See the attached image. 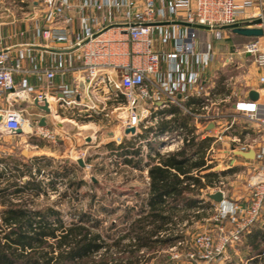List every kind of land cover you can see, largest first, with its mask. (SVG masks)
<instances>
[{
  "label": "built area",
  "instance_id": "built-area-1",
  "mask_svg": "<svg viewBox=\"0 0 264 264\" xmlns=\"http://www.w3.org/2000/svg\"><path fill=\"white\" fill-rule=\"evenodd\" d=\"M158 1L143 0L142 5L137 9L134 0H106V2L85 0L79 6L73 4L72 0H41L44 4L43 14L46 26L39 27L38 30L46 44L63 41L79 46L80 57L90 74L89 84L93 81L95 83L99 64L105 61L113 63L115 55L125 54L122 48L125 40L123 38L115 39L112 35L102 37L101 34H96L92 26L94 19L90 14L81 18L83 30L74 43L65 32H61V27L56 24L72 22L74 17L68 13L75 9L82 12L86 7L95 9H103L105 6L126 8L125 23L127 25L122 27V30L126 33L128 40L136 45L135 54H143L147 56V59L138 65H123L124 70L119 81L109 78L111 87L108 98L118 104H121V96L126 99V103L121 105L123 109L117 110L118 128L123 131L134 128L135 132L128 133L127 137H134L138 146L146 153L151 154L153 159H156L159 154L163 155L182 149L193 137L212 139L207 150L206 160L208 163L213 161L208 157L214 158L217 151L215 146L223 141V137L231 143L230 150L224 151L230 155L235 156V151L249 152L253 150L255 152L254 159L245 158L244 160L257 163L254 168L255 172L247 183L245 197L230 206L222 205V201L218 203L215 215V221L219 224L218 235L211 231H203L192 239V245L188 248H186L187 240L182 238V235L175 244L168 247L172 259L181 260L185 257L188 264H196L194 261L199 258L212 261L223 257L231 245L240 242L263 220L264 35L252 38L243 44L234 43L232 51L224 58L223 67L235 70L245 67V63L248 61L252 65L255 64L258 67V81L261 85L258 90L259 97L256 100L243 97L236 92L226 96L223 101L232 102L226 109L220 108L215 96L203 89L199 71L189 70L185 57H196V63L202 64L204 67L208 63L209 49L205 52V59L202 61L198 60L200 54L195 51L196 26L209 28L215 32L218 39L224 38L223 27L227 25L252 26L256 19H261L262 23L255 26L264 29V0H252L249 5L252 9L249 13L245 11V18L240 17L239 12L242 10H238L239 5L236 0H175V4L172 5L173 11L179 7L183 8L185 21L191 27L186 36L177 38L174 50L167 54L168 58L180 60L179 65L173 71V77L169 73L158 75L159 78L156 79L160 55L151 50L152 33L154 29L158 28L156 18L159 9L164 6L159 8ZM27 56L32 57L29 53ZM11 59L9 50H0V141L5 135H14L13 131L22 130L29 124L25 111L17 106V103L26 95L25 89L17 88L14 80L15 73L21 68V60L13 62ZM60 66L56 68L58 69ZM45 76L50 80L55 76V73L47 70ZM151 76L155 77L157 82L151 80ZM227 80L231 85L234 82V77L230 75ZM150 83L152 86L154 85V93H151ZM190 90L198 97L199 102L187 106L179 100L178 94H184ZM27 93L31 94L30 97L27 95V99L33 103L37 101L41 105L47 103L52 112L53 102L45 91L35 93L34 89L27 87ZM144 101H149V104L143 106L142 102ZM67 103L71 104L72 102ZM173 107H177L186 117L192 119L193 125L188 120L189 123L186 126H177L174 129L162 127L164 123L176 118V115L167 112ZM235 113L242 114L246 118V125L235 126V120L232 119ZM236 130L238 132H235ZM34 135L50 142H56L58 136L47 126L40 125L36 127ZM171 146L172 149L166 152L162 151ZM236 157L231 161H237ZM84 158V154L78 156V160L84 161ZM194 173L196 174V171ZM223 184L224 182L220 181L213 186H208L201 190L200 195L205 197L211 191H222L224 196ZM190 185L195 187L194 183ZM194 212L199 213V210ZM226 221L232 224V228L229 230L223 226ZM184 225L179 222L174 229L162 232L161 237L183 234ZM180 247L186 249L184 255L180 254Z\"/></svg>",
  "mask_w": 264,
  "mask_h": 264
},
{
  "label": "crops",
  "instance_id": "crops-1",
  "mask_svg": "<svg viewBox=\"0 0 264 264\" xmlns=\"http://www.w3.org/2000/svg\"><path fill=\"white\" fill-rule=\"evenodd\" d=\"M72 1L73 4L79 6L85 0ZM95 1L106 2V0ZM134 1L135 7L139 9L143 0ZM236 2L239 5L238 10H242L239 12L240 17L245 18V11L249 13L252 9V7H249L252 0H236ZM174 4L175 0H163V2L159 0L157 3L159 8L164 6L159 9L156 18L158 28L154 29L152 33L153 43L151 44V50L160 55L156 79L159 78L158 75H167L169 73L173 77V71L179 65L180 60L168 58L167 54L174 50L177 38L186 36L191 27L185 21L184 9L179 7L176 11H173L172 5ZM126 10V8L109 6H105L103 9L86 7L82 12L75 9L68 13L74 17L72 22L56 24V26L61 27V32H65L74 43L79 33H82L83 30L81 18L90 14L94 19L92 26L96 34H101L102 37L112 35L115 39L123 38L125 40L122 45L125 54H121L120 56L115 55V62L113 63L105 61L99 64V71L95 83L93 81L89 84L90 74L80 57L81 49L79 46L70 45V42L63 41L46 44L43 39L38 30L39 27L46 26L43 14L44 4L41 0H0V50H9L13 62L21 60V68L15 73L14 80L17 88L25 89L26 95L24 99L17 103V106L25 111V116L29 122L22 129V134L5 135L3 137L0 141L1 158L2 155H7L8 157L5 158L8 161L11 159L14 161L16 158V144L12 138L15 135L20 136L21 142L27 146L24 149L27 154H24V150H21L26 159L25 161H48L52 158L66 161L67 158H72V154L76 150L75 145L79 138L77 136L78 134L82 136L85 133V139L88 142L95 140L98 135H102L99 145L96 146L99 148H104L103 144L110 142L109 139L114 134L113 128L109 126L110 122L108 120L111 118V109L114 110V113H117L118 109L122 110L123 106L121 105L126 103V99L124 96H121V104H118L116 101L108 98L111 87L109 78L119 81L124 70L123 65H138L141 61H146L147 59V56L143 54H135L136 45L128 40L126 33L122 30V27L127 25L125 23ZM195 30L196 38L194 46L197 54H200L198 60L202 61L205 59V52L209 49L208 63L204 67L202 64L196 63V57H185V62H188L189 70L199 71L203 89L215 96L220 108L226 109L230 107L232 102H225L223 99L234 92L248 98L252 89L258 92L261 85L258 81V67L255 64L249 66L250 72L254 75V77H251V80L244 76L241 77L238 75L239 72L236 74L240 69L235 70L223 67L224 58L232 51L233 44H237L240 37L244 36L237 35L231 30L223 29L224 38L218 39L215 36V32L207 27L196 26ZM28 53L32 57H28ZM201 56L203 57L201 58ZM57 66L60 67L57 69ZM251 69L254 70L252 71ZM47 70L54 71L55 73V76L50 80L45 76ZM230 71H235V73L229 74ZM230 75L234 77V82L231 85L228 84L227 80ZM154 78L151 76V80L156 81ZM242 85H246V89H244L246 91H241ZM153 86L150 83L151 93H154ZM27 87L34 89L35 93L45 91L53 102L52 112L46 113L40 109V103H33L30 99H27V95L29 97L31 95L27 93ZM178 97L187 106L199 102L198 97L192 93V90L184 94L179 93ZM67 102L72 103L68 104ZM147 104H149V101L142 102L143 106H147ZM167 112L176 115L175 119L178 121L174 120L172 123H164L162 127L166 129H174V124L181 121L180 119L183 116L186 117L177 107L170 108ZM42 118H45L46 126L50 130L57 133L58 136L61 134L62 139H59L57 136V141L59 142H50L34 135V131L40 125ZM115 118L118 119L117 115ZM179 123V126H186L189 122L181 121ZM118 124L119 122L115 123V129H119ZM126 130L119 129L127 137L128 133H126ZM91 134L93 136H90ZM105 135H109V139L104 138ZM61 140L63 141L61 142ZM46 143L50 144L51 147L46 145ZM238 159L245 160L243 157H238ZM242 162L250 163L253 161ZM147 175L148 173L146 174L148 185ZM220 181L225 182V179L221 177ZM214 192L211 191L209 194ZM200 199H203L204 204L203 208L198 209L201 217L199 220L193 222H189L188 220L180 222L185 224L183 231L192 227L193 224L196 225L205 222L206 224L204 226H200H203L201 229L203 231H211L215 235H218L219 224L215 221V215L219 202L211 200L208 195L205 197L200 195ZM235 201L237 199H234L233 196H230L229 199V195L225 191L222 205L230 206ZM223 226L227 230L232 228V224L229 221H226ZM263 226L264 219L256 227L261 228ZM249 234L245 235L240 242L231 245L223 257L213 259L212 261L199 258L194 262L196 264H262L263 262L258 261L252 249ZM194 237L192 234L190 240L191 245ZM179 250L181 252L180 254L184 255L186 249L180 247ZM181 261L183 264H188V260L185 257Z\"/></svg>",
  "mask_w": 264,
  "mask_h": 264
},
{
  "label": "trees",
  "instance_id": "trees-1",
  "mask_svg": "<svg viewBox=\"0 0 264 264\" xmlns=\"http://www.w3.org/2000/svg\"><path fill=\"white\" fill-rule=\"evenodd\" d=\"M127 140L103 146L116 151L124 164L139 168L143 162L141 153L132 147V140ZM211 143V138L193 137L182 149L146 161L149 182L143 197L137 193L140 201L126 207L118 221L107 226L101 215L115 213L119 208H97L100 201L96 192L86 193L90 199L88 208H75L66 215L54 206L35 207L34 200L44 188L43 181L38 180L41 168L34 176L33 163L13 165L10 173H0V181L5 182L0 187V264H143L148 260L147 252L173 245L181 238L161 237L162 232L184 220L193 222L201 217L193 213L204 207L201 190L218 183L225 174L214 170L206 160ZM70 170L66 166L51 174L68 177ZM28 175L31 178L24 179ZM48 184L55 187L53 182ZM84 184V180L68 181L69 188L75 191ZM97 184L93 182V186ZM75 191L71 199L79 200ZM61 195L65 200L69 197L67 191ZM105 196L108 195L103 199ZM249 239L258 261L264 264V226L254 227Z\"/></svg>",
  "mask_w": 264,
  "mask_h": 264
},
{
  "label": "rangeland",
  "instance_id": "rangeland-1",
  "mask_svg": "<svg viewBox=\"0 0 264 264\" xmlns=\"http://www.w3.org/2000/svg\"><path fill=\"white\" fill-rule=\"evenodd\" d=\"M251 39L252 37H240L237 43L243 44L244 42ZM251 65L252 64L250 62L246 63L245 67L240 68V71H237L236 74L239 72L238 75H240L241 77L244 76L247 79L249 78V80H251V77H254L252 72H250L249 68V66ZM251 70L253 71L254 69ZM233 73H235V71H230L229 74ZM244 89H246V85H242L241 91H243ZM116 115L117 113H114V110L111 109V118H109L108 120L110 122L109 126L113 128L114 134H112V138L110 139L109 135H105L104 138H108L110 142H114L116 143V145L122 143L124 139H128L127 141L132 140L130 144L134 149L138 148L142 156L141 161L143 162L141 166H139V168H136L132 165L124 164L123 157H119L116 151H112L108 148L104 149L102 147H96L99 145L102 135H98L95 140H91L88 142L85 139V133L82 136L79 134L77 135L79 137L78 141L76 145L74 143L76 149L75 152L77 153L74 152L75 154H72V158H67L66 161L56 160V158H52L48 161H25L26 159L24 158L21 150L26 149L27 146L21 142L20 136L15 135L12 136V138L16 144V158L14 159V161L12 159L8 161L6 160L8 156L2 155V158L0 157V173H10V171H13L14 169L13 165L33 163L32 174L34 176L39 175L38 169L41 168L42 173L38 177V180H41L44 183V185H42L44 187L43 191H41V194L34 200L35 207L54 206L55 209L63 212L66 215L68 212H72L75 208H88L90 199L85 195L86 193L96 192L99 197L98 201H100L98 204H96L97 208L100 205H106L113 209L119 208V210H117V212L115 213L101 215V217L106 220L105 226L115 220L118 221V217L124 213L126 207L134 205L136 201H140L138 199L139 196H135L137 195V193H139V195L143 197V193L145 192L147 187L146 174L148 173V167L145 165V163L146 161H149L151 159V154H148L145 150H142V148L138 146L137 141L133 139V137H126L121 131H119V129H115V123H118V119L115 118ZM233 116L234 117H232V119L235 120L236 127H242L246 125V118L242 114L235 113ZM180 120L182 122H187L189 120L190 124L193 125V122L191 121L192 119H187V117L183 116ZM179 122L175 123L174 125L178 126L180 124ZM166 123H172V121ZM235 132L238 131L236 130ZM90 136H93V134H91ZM58 137L59 139H62L61 134H59ZM198 139L201 140L202 138L198 137ZM62 141L63 140H61V142ZM46 145L50 146V144L48 143H46ZM230 145L231 143L228 141V139L223 137V141L217 143L215 146V150L217 151L214 154V158L211 156H209L208 158L209 160H213L210 164L215 166L213 167L214 170L225 171V174L222 176V178L225 179L222 188L229 195V199L230 196H233L234 199L242 200L246 195L245 190L247 183L250 180L251 176L254 174V168L257 163L242 162L244 161L242 159H237V161L232 162L231 159H234L236 155L234 156L228 154L227 152H224L226 150H230ZM23 153L27 154L25 150L23 151ZM81 154L85 155L83 161L84 165L79 164L78 156ZM129 157L132 158L133 156L129 155ZM134 159L138 160V157H135ZM66 166L71 169L69 171L70 175L68 177H55L51 174L52 171H55L56 169L62 170ZM30 178V175L24 177V179ZM147 179L149 182L148 176ZM69 180H84L86 184H84L75 191L74 189L69 188ZM94 181H97L98 183L96 186H93ZM52 182L55 184V187H50V185L48 184ZM4 183L0 181V187H2ZM65 191L69 193V197L66 200L62 199L61 197V193ZM72 191L78 193L79 200L71 199V197H74L72 195ZM104 195L108 196H105V198L103 199ZM68 217L66 216L65 218L67 219ZM205 224V222L198 223L196 225L193 224L192 227L188 228L186 231L183 232V234H181V236L183 235L182 238L188 241L186 248L190 247L191 245L190 240L192 234L196 236L197 234L203 232V229L201 228ZM201 225L203 226L200 227ZM122 227H125V224H122ZM170 256L171 252L169 251L168 246H165L157 250L147 252L145 258L148 260L143 264H183V262L181 261L183 258L181 260H174L172 258H169Z\"/></svg>",
  "mask_w": 264,
  "mask_h": 264
},
{
  "label": "water",
  "instance_id": "water-1",
  "mask_svg": "<svg viewBox=\"0 0 264 264\" xmlns=\"http://www.w3.org/2000/svg\"><path fill=\"white\" fill-rule=\"evenodd\" d=\"M261 23H262L261 19H256L252 23V26H242L239 24H233V25L224 26L223 29L231 30L233 33L240 35V36L257 38V37H261L264 35V29L262 27L255 26L256 24H261ZM258 97H259L258 92L255 89H252L249 93V98L252 100H256V99H258ZM36 103H37V101H36ZM39 107H40V109H42L46 113L51 112L47 103H45L44 105H39ZM46 124L47 123H46L45 118H42L40 121V125L46 126ZM130 132L134 133L135 129L129 128L126 130V133H130ZM13 133L14 134H22L23 131L21 129H18L16 131H13ZM235 155L238 157L246 158V159H254L255 152L253 150H250L249 152L235 151ZM79 164L84 165V162L82 160H79ZM208 197L215 202H221L223 200L224 196H223L222 191H218V192H215L212 194H208Z\"/></svg>",
  "mask_w": 264,
  "mask_h": 264
},
{
  "label": "bare ground",
  "instance_id": "bare-ground-1",
  "mask_svg": "<svg viewBox=\"0 0 264 264\" xmlns=\"http://www.w3.org/2000/svg\"><path fill=\"white\" fill-rule=\"evenodd\" d=\"M169 149H172V146L171 147H166L164 150H162L163 152H166L168 151Z\"/></svg>",
  "mask_w": 264,
  "mask_h": 264
}]
</instances>
